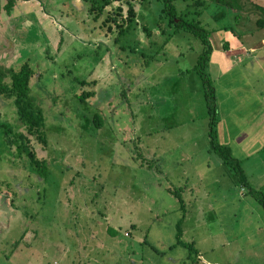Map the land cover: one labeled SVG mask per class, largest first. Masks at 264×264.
<instances>
[{"label":"rangeland","instance_id":"obj_1","mask_svg":"<svg viewBox=\"0 0 264 264\" xmlns=\"http://www.w3.org/2000/svg\"><path fill=\"white\" fill-rule=\"evenodd\" d=\"M191 1L172 4L209 38L213 137L264 194V76L244 56L219 72L213 36L234 40L236 19L254 28V18ZM101 3L14 0L0 11V68L24 60L32 69L46 142L28 139L47 167L44 178L34 173L15 106L0 93V264H264V208L209 148L193 68L200 40L168 25L160 0L132 2L123 33L107 31L100 21L117 2ZM251 32L238 37L264 29Z\"/></svg>","mask_w":264,"mask_h":264},{"label":"trees","instance_id":"obj_2","mask_svg":"<svg viewBox=\"0 0 264 264\" xmlns=\"http://www.w3.org/2000/svg\"><path fill=\"white\" fill-rule=\"evenodd\" d=\"M14 0H0V11L1 9L4 12L8 13L13 5ZM106 4H111L112 1H116L115 7L111 8L110 6L107 9L106 14L100 21V26H105L107 31L112 27L113 30H116L118 34L123 33L125 26L131 22L135 16V10L132 2H143L144 0H103ZM173 0H160L161 6L159 8L160 14H165L167 16V24H173L174 27H179L188 32H191L193 35L198 37L202 46L198 52L196 61L193 65V68L196 69L199 73V76L202 79L203 83V98L206 107L207 113V135H208V144L209 148L214 151L222 162L228 165L236 175L239 183L247 188L246 192L251 194L264 208V194L259 188H254L248 181L247 178L240 166L241 158L232 155L231 148L228 144L223 142H218L213 137V128L212 125L216 120V106L214 97L212 94V86L209 84V81L206 80L207 76L204 71V66L206 62L207 53L210 51L211 46L208 43V35L203 26L198 23L197 20H187L184 19L181 15L186 13L187 8L178 6V10L172 4ZM208 2H213L223 7L229 8H240L239 0H206ZM104 3H101L104 4ZM205 4L204 0H192L191 5L198 8L200 11L199 5ZM124 5V6H123ZM258 10L263 12V9L259 5H255ZM96 9V7H94ZM203 8V7H202ZM124 9L125 13H121ZM185 10V11H182ZM100 11V7L98 8ZM158 17V16H157ZM161 18V17H160ZM262 19L258 17L256 23L260 25ZM166 25V24H165ZM167 26V25H166ZM144 31H147V27L142 25ZM163 29V28H162ZM112 30V29H111ZM207 42L208 44H206ZM224 48L227 45L222 44ZM32 75V69L26 61H21L16 67H5L0 68V93L4 94L5 97H11L12 103L15 106L16 119L17 122L22 126L23 130L19 133V137L26 139V155L28 162L31 163L35 174L45 177L47 173V167L45 159L42 155H38L35 147L28 139V136H32L40 145L44 146L46 142V136L42 127V113L40 107L34 103L31 98V94L28 91L30 77ZM205 76V78H204ZM82 81V80H81ZM1 94V95H2ZM79 94L78 96H80ZM92 121L96 126L101 125L102 117L94 112L92 115ZM30 143V144H29ZM178 233V231H177ZM177 241H179L177 239ZM185 245H187L184 242Z\"/></svg>","mask_w":264,"mask_h":264},{"label":"crops","instance_id":"obj_3","mask_svg":"<svg viewBox=\"0 0 264 264\" xmlns=\"http://www.w3.org/2000/svg\"><path fill=\"white\" fill-rule=\"evenodd\" d=\"M240 2V8H233L235 9L236 11L237 10H240V13L239 14H235L237 15V17L239 18V21L240 19H245L244 16H249L251 15V17L254 18V22H253V26L254 28L256 26H258L259 28L262 27L264 29V0H249V5L248 6H245L244 3L242 1H239ZM255 5H259L262 7L263 9V12H261L260 10H258L256 8ZM260 17L262 19V23L260 25H258L256 23V19ZM238 20L236 19V28L237 30L239 31L238 32V35L239 34H251L253 31V27L252 28H246V25L245 27H243L241 24H239ZM242 32H240V30ZM237 35L236 39H231V37L229 36L228 38H225V36H216L215 34L213 35L214 36V40L216 41V44L217 45H221L222 44H226L227 47L226 48H216V49H219L218 51V60H219V63H220V68H219V72H221L223 69L224 70H228L231 65L233 66L238 59H240V57H243L244 58L248 57V62L249 61H254L253 63L250 64L249 62V66L250 68L252 69L253 72H256L254 70H257L258 72L260 71L262 73V76H264V41L261 42L260 40V36H263L264 33H262L259 38L256 37V38H253L252 36L247 38V39H243L242 37L239 38ZM263 48V49H262ZM239 49V52H235L232 54H228L227 50H238ZM245 54H248V55H245ZM252 54H255L253 55L254 56V59H251L250 60V55ZM261 61V63H260ZM212 62V61H211ZM210 60H208V65H207V70L208 68H210V66L213 68V71H215V68L218 67V63H216V65L214 66V63H211ZM244 63H246V61H244ZM205 67V70L206 71V66ZM212 68H210L212 70ZM208 72V71H206ZM258 77V76H257ZM257 93H259L261 95V100L264 101V90L263 91H256ZM261 102V101H260ZM23 235V234H22Z\"/></svg>","mask_w":264,"mask_h":264}]
</instances>
